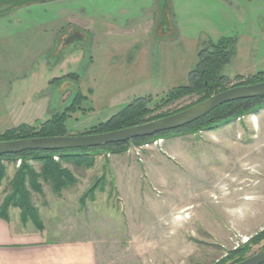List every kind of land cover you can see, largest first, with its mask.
<instances>
[{
  "label": "rangeland",
  "instance_id": "1",
  "mask_svg": "<svg viewBox=\"0 0 264 264\" xmlns=\"http://www.w3.org/2000/svg\"><path fill=\"white\" fill-rule=\"evenodd\" d=\"M226 38L233 52L220 71L224 85L264 79V0H49L8 9L0 13V135L64 112L66 134H83L140 98L146 117L189 107L199 95L173 89L189 83L202 48ZM95 153L91 166L64 163L72 185L54 191L42 180V192L30 190L38 222L24 223L14 205L6 221L43 240L88 239L99 264H228L264 230V106L213 129ZM1 162L0 209L22 158ZM263 246L253 243L246 257Z\"/></svg>",
  "mask_w": 264,
  "mask_h": 264
},
{
  "label": "trees",
  "instance_id": "2",
  "mask_svg": "<svg viewBox=\"0 0 264 264\" xmlns=\"http://www.w3.org/2000/svg\"><path fill=\"white\" fill-rule=\"evenodd\" d=\"M229 42L230 41L228 38L220 40L218 42H211V44L199 51V61L197 65L190 71L189 83L180 85L173 89L174 91L178 92L176 96L182 95L181 93H197L199 95L198 99L196 100L197 103L209 97L213 93L228 88L226 85H224V82H226V78L224 75L220 74V71L222 67L229 62L230 55L233 52L226 50ZM261 73L264 74L263 72ZM261 80L264 79L253 80L251 82H257ZM251 82L249 81L246 83ZM246 83L243 82L239 84ZM263 106L264 95L242 98L223 103L211 110L208 114L186 125L175 129L160 131L151 136L138 137L123 142H112L100 146L65 148L57 150L30 149L18 153L0 155V182L2 177L6 173V167L1 162V160L4 158H13L16 160L18 158H22V163L20 165L21 167L15 171L12 179L10 180L12 193L7 196L4 205H2L0 209V217L8 221L9 207L11 205H14L20 207V215L24 223L28 219L35 221V223L38 222V212L32 201L30 190L42 192V180L49 183L54 191H61L62 189L72 185L76 181L74 172L64 165L65 162L74 161L77 164L82 162L84 164H87V166H91L94 164L96 155L98 154L95 152H98V150L102 151L106 149L110 150L113 154L121 153L128 149L129 143L131 141H144L148 138L158 136L169 137L171 133L188 134L196 133L200 130L213 129L221 124L227 123L231 118L236 119L246 112L256 111ZM73 107L74 105L71 108ZM145 108L146 104L144 98L135 100L133 103L128 104V106L124 107L121 111L111 117V119H109L107 122L99 123L90 128L89 131H85L83 134L114 130L171 114L163 113L153 117H146ZM182 109H177L174 112ZM66 118V112L62 114H55L51 119L47 120L39 128L28 124L20 126L18 128H13L9 132H7V134L0 135V140L66 134ZM55 155H59L60 159H55ZM32 161H38L41 163V167L39 170H37L35 166L32 165ZM263 240L264 230L251 238L247 244L234 250L233 255H230L234 260H232L228 264H232L245 258L247 251L252 248V244H258ZM262 249H264V246ZM236 253L238 258H234V254ZM220 262L221 261H219L218 264H221Z\"/></svg>",
  "mask_w": 264,
  "mask_h": 264
},
{
  "label": "water",
  "instance_id": "3",
  "mask_svg": "<svg viewBox=\"0 0 264 264\" xmlns=\"http://www.w3.org/2000/svg\"><path fill=\"white\" fill-rule=\"evenodd\" d=\"M49 0H0V5L5 10ZM264 95V80L231 86L177 112L114 130L87 133V134H63L51 136H36L0 140V155L18 153L30 149L57 150L65 148L100 146L112 142H123L134 138L151 136L160 131L175 129L186 125L206 114L217 106L242 98ZM264 249L253 253L232 264H263Z\"/></svg>",
  "mask_w": 264,
  "mask_h": 264
},
{
  "label": "crops",
  "instance_id": "4",
  "mask_svg": "<svg viewBox=\"0 0 264 264\" xmlns=\"http://www.w3.org/2000/svg\"><path fill=\"white\" fill-rule=\"evenodd\" d=\"M0 264H99L88 239L43 240L39 232L15 228L0 218Z\"/></svg>",
  "mask_w": 264,
  "mask_h": 264
},
{
  "label": "flooded vegetation",
  "instance_id": "5",
  "mask_svg": "<svg viewBox=\"0 0 264 264\" xmlns=\"http://www.w3.org/2000/svg\"><path fill=\"white\" fill-rule=\"evenodd\" d=\"M3 7H5L4 4L0 5V9L3 8ZM5 11H6V10H5ZM3 12H4V11H3ZM0 13H2V12H0Z\"/></svg>",
  "mask_w": 264,
  "mask_h": 264
}]
</instances>
